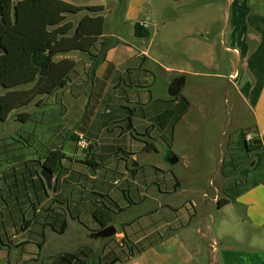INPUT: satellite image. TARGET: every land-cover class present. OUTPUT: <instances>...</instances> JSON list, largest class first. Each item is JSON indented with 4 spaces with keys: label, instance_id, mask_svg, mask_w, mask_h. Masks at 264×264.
<instances>
[{
    "label": "crops",
    "instance_id": "0c3cea01",
    "mask_svg": "<svg viewBox=\"0 0 264 264\" xmlns=\"http://www.w3.org/2000/svg\"><path fill=\"white\" fill-rule=\"evenodd\" d=\"M64 1L76 3L81 0ZM254 1H250L252 5H249L251 12L244 26L246 29L234 35L233 41H237L238 46H234L231 51L246 71L245 78L248 80L242 82L241 88L236 86L235 93L238 98L244 99L247 110L251 113V122L238 126L237 130L240 127L247 128L248 135L259 137L264 147V4H255ZM262 2L264 3V0ZM91 3L100 5L93 4V1ZM104 37L107 35L104 34ZM227 50L230 51L229 48ZM76 53L78 52H72ZM70 54L59 56V59L70 58ZM141 55L143 62L135 68H130L125 62L109 60L107 52L105 61L96 71L98 80H103L109 75L103 89L98 86L94 94H86L83 97L70 95V100H66L70 104L83 99L85 110L69 113L70 125L56 124L62 125L69 132L67 137H62L61 144L55 143L51 144L50 148L46 147L47 150L38 158L35 156H38L41 149L36 147L34 150L31 139L26 142L29 153L24 152L25 149H16V152L23 150L25 159L30 162L42 163L48 153L55 149H61L67 157L62 162L66 172L60 177L54 175L50 188L44 183L46 190L38 189L35 193H29L28 201L23 205V221H28L31 225L20 232V236L42 229L44 219L38 221L34 215L42 213L45 209L49 212L56 210L61 214L65 213L67 230L70 223L74 222L87 231L88 226L73 218L71 213L83 214L87 207L90 214L93 208L92 200L95 198L98 201L99 196H106V203L111 199L117 204L115 209L119 212L114 216L113 222L116 227L117 217L131 215L129 222L134 219L139 221L133 227L125 228V231L130 233L139 230L150 231L148 226L163 218L168 222H162L158 228L163 229L171 225L172 229H175L158 247L148 249L125 264H264V184L243 192L234 202L222 208L218 207V198L224 196L225 183L228 180L221 172L224 159L218 160L217 175L208 183L202 180L200 172L187 173L188 157L177 153L174 144L175 130L188 116L190 109L175 125L173 134L170 133L172 118L169 115L157 121L168 109L173 97L169 94L172 80L163 84L160 96L154 97L150 89L157 80L152 76L150 67L145 66L150 58L146 53ZM71 59L79 62L78 71L84 70L83 78L90 81L91 61L84 55L80 60L75 57ZM81 74H75L71 83L75 82L74 79H80ZM228 78L232 82L239 80L240 70L230 72ZM112 80L115 83L111 87L112 90H109ZM72 106L68 105V112ZM87 106L90 112L87 111ZM74 107L78 108L77 105ZM81 133L85 134L89 141V148L84 153L76 149V140ZM227 136L226 134L225 141ZM145 142H150L156 150H143ZM10 151L7 148V152ZM172 152L179 157V161L169 166L165 155ZM222 153L224 155V152ZM16 154L10 153L9 156ZM150 154L159 158L151 161L147 158ZM88 156L94 157V163L99 166L94 169L84 164L82 161ZM181 163L182 169L176 172V167ZM197 163V166H201ZM35 171L36 166L31 170L33 178H36ZM242 180H245V177ZM178 195L182 198L176 200L177 202L169 200ZM37 202L39 204L35 210L34 203ZM4 208L0 207V220L11 226L13 220L3 216L10 207L5 210ZM139 208L142 210L139 211ZM173 208L182 209L180 212H174ZM190 213H194V217L186 224ZM89 218L92 219L90 216ZM125 223L127 221H122V227ZM96 224L97 227L93 225L88 229L98 230L100 225ZM193 226L196 228L195 234L191 229ZM47 229L56 233L48 226L44 230ZM122 231L124 236V227ZM26 241L23 239L19 243ZM38 243L36 242V245Z\"/></svg>",
    "mask_w": 264,
    "mask_h": 264
},
{
    "label": "rangeland",
    "instance_id": "374dc122",
    "mask_svg": "<svg viewBox=\"0 0 264 264\" xmlns=\"http://www.w3.org/2000/svg\"><path fill=\"white\" fill-rule=\"evenodd\" d=\"M91 1L93 4L104 6L105 34L110 46L109 60L125 62L128 67L135 68L142 62V53H146L150 58L151 62L147 61L145 66L150 67L152 76L157 80L150 89L154 97L160 96L164 83L183 74L180 72H185L182 94L188 97L190 110L175 130L174 150L188 157L187 173L200 172L202 180L207 183L213 180L217 175L219 159L225 160L232 149L239 155L240 132L247 128L240 127L237 130L238 126L251 122V113L247 110L246 102L235 93L236 86L241 88L242 82L248 81L245 78L246 71L231 51L234 46H238L237 41H233L234 35L246 29L244 26L249 20L251 0H81L74 4L89 6L92 5ZM262 1L254 2L264 4ZM85 13L68 15L67 20L76 24ZM137 23L148 30L149 35L146 38L135 36ZM82 56L83 54L79 53L68 55L77 60ZM237 69L241 72V78L232 82L228 78L229 74ZM78 73H82L80 79H74L75 82L67 88L41 98L39 103L36 101L17 110L7 121L0 122L1 169L9 166L7 159L10 153H29L30 149L26 146L29 139L34 150L36 147L41 149L38 156H35L38 158L47 150L46 147L50 148V145L55 143L61 144L62 137L68 136L69 132L62 125L56 124L70 125V114L85 110L81 99L77 103H70L73 106L68 112L69 96L83 97L93 90V83L83 78L85 71L80 69ZM114 83L112 80L109 90H112ZM30 86L31 84L23 85ZM244 92L246 93L245 89ZM24 112L31 115L26 122L18 117ZM226 134L228 136L225 141ZM78 142L79 138L76 140L77 151L84 153ZM7 148L11 150L10 153ZM17 148L25 151L16 152ZM147 158L152 161L159 157L150 154ZM254 161L253 157L249 158L245 167L250 169ZM197 162L201 166H197ZM182 163L176 167V172L182 169ZM238 176L242 179L245 177L243 172ZM260 178L261 172L258 171L250 177L249 182ZM181 198L182 196L178 195L169 200L178 201ZM141 210L139 208V211ZM130 217L131 215H126L116 218L115 224L121 234L115 239L120 240L123 237L122 221L128 223ZM83 225L89 228L93 225L97 227L89 215L84 216ZM88 227L87 230H93ZM21 228L22 224L18 222L8 226L4 220H0V264H50L51 257L60 252H70L82 245H89L99 253L104 246L85 240L86 230L74 222L70 223L64 234L47 229L42 249L36 245V242L43 240L41 230L20 236ZM191 229L195 234V226ZM23 239L27 241L20 245L19 242Z\"/></svg>",
    "mask_w": 264,
    "mask_h": 264
},
{
    "label": "trees",
    "instance_id": "16d2710c",
    "mask_svg": "<svg viewBox=\"0 0 264 264\" xmlns=\"http://www.w3.org/2000/svg\"><path fill=\"white\" fill-rule=\"evenodd\" d=\"M83 12L86 13L76 24L67 20L68 15H77ZM103 12V5H76L64 0H0V91H4L0 93L1 123L7 121L17 110L36 101L39 103L41 98L51 96L70 85L72 76L78 72L79 62L71 58L56 59L62 55L72 52L83 54L86 59L91 61L89 74L90 81L93 83L92 93L96 92L95 88L98 86L103 89L109 75H106L103 80L96 78V71L105 61L110 49L107 37H104L105 17ZM148 35V30L137 23L135 36L146 38ZM27 84H31V86L23 87ZM189 109V100L179 93L171 98L168 109L157 118V121L162 120L163 116L169 115L172 118L170 133L173 134L175 125ZM87 111H91L88 106ZM18 117L19 120L26 122L29 120L30 114L24 112L20 113ZM247 136V131L241 130L238 144L239 155L234 153V149L229 148L232 150L225 157L222 173L228 180L224 196H220L217 201L219 208L234 202L243 192L264 184L262 141L259 137L248 139ZM143 150L154 151L156 147L150 142H145ZM251 157L255 159L254 165L247 169L248 167L245 166ZM66 158L61 149L50 151L42 163L30 162L25 159L23 154L8 156L9 166L0 171V207H5L4 210L10 207L3 216L12 219L13 225H16L17 222L22 224L21 232L31 225L30 222L23 221V205L28 201L29 193L31 191L35 193V190L38 189L46 190L41 170L46 169L60 177L67 170L62 163ZM82 162L94 169L99 166L98 163H94V157L90 156ZM35 166L36 178H33L31 170ZM258 171L261 172V178L249 182L250 177ZM240 172L244 173L245 180L237 176ZM99 197L98 201L95 198L92 200V213L89 214L86 207L85 213L75 214L72 212L71 216L81 220L82 224L85 215L92 217L100 227L113 223L114 216L119 212L115 209L117 204L111 199L109 203H106V196ZM37 204L39 202L34 203L35 210ZM181 209L173 208L172 210L180 212ZM45 210L34 215L38 221L44 219L40 232L43 240L37 244L39 249L43 248L45 242L44 229L46 226L59 234H64L68 226L65 213ZM193 217L194 213L188 214L186 224ZM138 221L139 219H134L123 224L124 236L120 240L113 237L106 241L99 253L89 245H82L74 251L53 255L50 264H125L148 249L158 247L166 237L175 231L171 225L162 226L163 229L158 228L162 222L165 224L168 222L164 218L151 223L148 226L150 231L139 230L131 233L125 231L126 227H133Z\"/></svg>",
    "mask_w": 264,
    "mask_h": 264
},
{
    "label": "water",
    "instance_id": "95a60500",
    "mask_svg": "<svg viewBox=\"0 0 264 264\" xmlns=\"http://www.w3.org/2000/svg\"><path fill=\"white\" fill-rule=\"evenodd\" d=\"M184 85H185L184 75L175 77L170 83L169 94L173 97L177 96L181 92ZM130 128L131 127L129 126L128 129ZM165 161L169 166H173L179 161V157L175 155L173 152L168 153L165 155ZM41 176L43 177L46 186L50 188L54 176L53 173L46 169H42ZM84 235H85L84 236L85 240L97 242L99 245H102L109 239L119 236L120 232L117 229V227L114 225V223L111 222L104 227H100L98 230H87Z\"/></svg>",
    "mask_w": 264,
    "mask_h": 264
},
{
    "label": "built area",
    "instance_id": "2783aa9c",
    "mask_svg": "<svg viewBox=\"0 0 264 264\" xmlns=\"http://www.w3.org/2000/svg\"><path fill=\"white\" fill-rule=\"evenodd\" d=\"M233 76L231 75L230 78H232ZM248 139H252V137L250 135L247 136ZM78 146L80 147V149H83L84 151L86 149H88L89 147V141L86 137L85 134H79V142H78Z\"/></svg>",
    "mask_w": 264,
    "mask_h": 264
}]
</instances>
